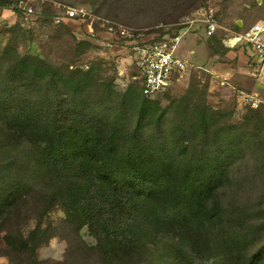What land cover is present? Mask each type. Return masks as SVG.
<instances>
[{"label":"rangeland","instance_id":"rangeland-1","mask_svg":"<svg viewBox=\"0 0 264 264\" xmlns=\"http://www.w3.org/2000/svg\"><path fill=\"white\" fill-rule=\"evenodd\" d=\"M55 1L87 7L95 18L58 22L54 7L44 17H25L0 0V264H243L259 250L264 261V63L244 44L229 46L234 33L254 22L264 26V0ZM201 6L214 9L221 29L184 38L180 52L192 66L141 114L137 67L106 26L158 31ZM37 57L84 88L76 92L37 70ZM239 91H255L263 101L244 106ZM31 110L50 127L67 119L114 123L124 145L139 133L149 161L165 163L172 181L207 160L222 162L224 174L205 201L206 209L217 204L220 215L167 222L157 197L134 200L117 237L118 222L104 213L83 223L58 199L45 212L54 186L39 161L43 142L8 132L19 128L16 116Z\"/></svg>","mask_w":264,"mask_h":264},{"label":"trees","instance_id":"trees-1","mask_svg":"<svg viewBox=\"0 0 264 264\" xmlns=\"http://www.w3.org/2000/svg\"><path fill=\"white\" fill-rule=\"evenodd\" d=\"M9 4L23 15L14 5V0H9ZM50 7L53 5L45 3L36 18L46 16ZM34 59L40 66L36 67L37 70L56 77L63 86H69L76 92L84 88L85 84L80 79L68 82L58 76L56 68L49 63L38 57ZM139 93L138 105L142 114L153 102L142 96L140 86ZM14 121L19 123V128L8 129L11 137L21 139L25 136L31 142L36 139L43 142L39 161L52 175L54 186L49 193L48 204L44 206L45 212L58 199L67 215L77 216L83 223H91L95 216L104 213L112 218V222H118L112 224L113 235L117 237H122L125 228L121 214L129 210L134 200L157 197L160 218L167 222L208 221L221 213L215 203L205 208L206 197L215 185L216 175L224 174L222 162L218 160H207L208 163L188 169L179 180L172 181L165 163L153 166L149 161L146 144L140 134L134 133L130 144H121L122 132L114 123L103 120L69 123L67 119V122L59 120L57 126L50 127L42 123L34 110L16 116ZM200 121L205 126L204 116ZM31 235L35 238L36 230ZM261 258L259 250L243 264H264Z\"/></svg>","mask_w":264,"mask_h":264},{"label":"built area","instance_id":"built-area-1","mask_svg":"<svg viewBox=\"0 0 264 264\" xmlns=\"http://www.w3.org/2000/svg\"><path fill=\"white\" fill-rule=\"evenodd\" d=\"M45 3L52 4L57 10L55 17L58 22L95 18L92 11L84 6H71L55 0H14V5L25 17H37ZM106 28L113 38L123 40L129 48L138 70L142 96L155 99L175 77L182 76L192 66L191 59L179 53L184 38L197 31L211 37L217 34L221 25L211 6H201L158 31L137 30L116 23H109ZM229 40L232 41L229 46L244 44L256 61L264 62V26L260 22L252 23L245 31L234 33ZM238 101L250 107L262 103L257 96L243 92L239 94Z\"/></svg>","mask_w":264,"mask_h":264},{"label":"crops","instance_id":"crops-1","mask_svg":"<svg viewBox=\"0 0 264 264\" xmlns=\"http://www.w3.org/2000/svg\"><path fill=\"white\" fill-rule=\"evenodd\" d=\"M183 42V41H182ZM181 45H182V43H181ZM180 49H181V46H180ZM180 49H179V51H180ZM193 52V51H192ZM181 53V52H180ZM251 55V54H250ZM251 57H252V55H251ZM249 57H247V60L249 61ZM252 59L254 60L255 58L254 57H252ZM258 62V61H257ZM258 63H261V62H258ZM262 63H264V62H262ZM252 67V65L251 64H249L248 65V68H251ZM228 72H226V73H224V74H227ZM223 74V73H222ZM241 92H243V93H247V94H251V95H254V96H257L258 97V93L257 92H255V91H251V92H244V91H239V94L241 93ZM259 98V97H258ZM263 101V100H262Z\"/></svg>","mask_w":264,"mask_h":264}]
</instances>
